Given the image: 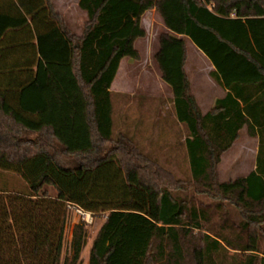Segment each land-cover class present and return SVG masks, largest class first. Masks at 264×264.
Returning a JSON list of instances; mask_svg holds the SVG:
<instances>
[{"label":"trees","instance_id":"1","mask_svg":"<svg viewBox=\"0 0 264 264\" xmlns=\"http://www.w3.org/2000/svg\"><path fill=\"white\" fill-rule=\"evenodd\" d=\"M78 5L87 18L76 36L52 0H0V264H60L66 200L107 212L88 264H264V0ZM150 9L168 27L154 54L188 129L191 182L199 194L232 199L243 222L227 217L216 227L211 206L177 192L186 185L170 186L130 138L115 135L111 85L126 56L141 57L135 44ZM190 39L227 88L206 113L185 69ZM244 127L258 138L256 166L218 181L222 155ZM86 227L74 226L62 264H80ZM230 249L237 254L227 262Z\"/></svg>","mask_w":264,"mask_h":264},{"label":"rangeland","instance_id":"2","mask_svg":"<svg viewBox=\"0 0 264 264\" xmlns=\"http://www.w3.org/2000/svg\"><path fill=\"white\" fill-rule=\"evenodd\" d=\"M54 5L60 9L62 14L66 13L69 16L70 25L75 28L77 35H80L85 27L86 12L79 7L78 0H56ZM147 36L139 43L142 57L139 59L126 57L125 62L120 65L119 73L112 86L115 91L113 94L115 135L123 134L128 139L130 138L138 150L150 158L151 168L159 170L160 176L170 186L178 188L177 182L186 185L185 189H179L177 192L187 194L195 204L211 206L212 221L216 227L227 217L230 221L243 222L244 215L241 208L234 202L232 203V199L227 200L219 196L211 198L195 191L194 184L191 182L192 172L185 145L188 129L175 117L172 88L163 80L155 60L154 51L157 38L152 34ZM189 45H191V53L195 45L192 41ZM193 61L191 59L188 65L190 71L197 68ZM197 61L204 70H208L210 63L208 59L202 56L200 59L197 58ZM119 91H123L124 94ZM257 151L258 138L251 136L244 127L240 137L223 155L218 164V181L234 179L254 169ZM6 179L5 175H0V188L5 185ZM48 189L51 193L56 191L52 186ZM104 220V215L100 214L93 225L86 227L89 236L82 250L80 264H88L92 240ZM77 223H79L78 220L68 214L60 264L71 252L70 241L73 228ZM262 228H264V223ZM239 231L238 226L234 227L231 235L237 238ZM261 236L260 245L264 247V233ZM233 253H236L235 250L230 249L227 262L232 260L231 254ZM235 257L236 255L233 258Z\"/></svg>","mask_w":264,"mask_h":264},{"label":"crops","instance_id":"3","mask_svg":"<svg viewBox=\"0 0 264 264\" xmlns=\"http://www.w3.org/2000/svg\"><path fill=\"white\" fill-rule=\"evenodd\" d=\"M52 2L55 4L56 0H52ZM54 6L57 9V11L59 12V14H61V16H62V18L64 20V23H65V25H67L69 31L73 35H77L75 28L72 25H70L71 22L69 20V16L66 15V13L62 14L60 9H58L56 7V5H54ZM85 17L87 18V13L85 14ZM141 22L143 23V26L147 30V35L152 34L153 36H156V38H157V45H156V49L154 51V53H155L158 50V48H159V40H160L159 35L163 31H168V27H166L165 22H163V19H162L160 13L158 11H156L155 9L147 10L143 14ZM147 35L145 37H142V38L138 39L136 44H135V46H136L137 50L139 51V54L141 55V57H142V53L140 52V49H139V43L142 40H145L148 37ZM191 41H192L191 39L188 40V53L189 54H188V59H187V62H186L185 69L187 70V73H188V76H189V80H190V86L192 87V91H193V93L195 95L196 102L198 103L201 111L203 113H206L215 104L216 99L221 98V97H223L225 95V93L227 91V88L223 87L222 85H220L215 80V78L212 76L211 73H212L213 70H215V69H212L214 67L212 62L195 45V43L193 41L192 42L194 43L195 48L192 49V52H191L192 54L190 53L191 45H189V42H191ZM76 46H77V44H76ZM26 55L29 56V54H27L26 50L23 49V57H24V59H25ZM202 56L205 57L206 59H208L209 62H210L208 64V70H204L203 67L201 66V64L197 61V58L200 59V58H202ZM126 57H128V56H126ZM191 59L194 60L193 64H194V66L197 67L196 70H191L190 71V69L188 68V65H189V62L191 61ZM125 60H126V58H124L121 61V64H122V62H125ZM30 68L31 69H30L29 73H26V71L23 72V75H24L25 79H27V77L29 75H31L32 77L35 76L34 74H35V70L37 68V59H36L35 63ZM115 79H114V81H115ZM114 81H113V83L111 85V89L113 90V94L115 92L114 88L112 87L114 85V83H115ZM193 84L195 85V87H194ZM119 92L121 94H124L123 91H119ZM44 96H45V99H46L47 94H45ZM228 150H229V148H228ZM228 150H226V152ZM226 152L224 154H226ZM223 155H222V157H223Z\"/></svg>","mask_w":264,"mask_h":264},{"label":"built area","instance_id":"4","mask_svg":"<svg viewBox=\"0 0 264 264\" xmlns=\"http://www.w3.org/2000/svg\"><path fill=\"white\" fill-rule=\"evenodd\" d=\"M64 203H65V209L68 212V214L75 217L78 220V222L82 224L84 223V225L87 227L93 225L97 221L98 216L100 214H103L104 218L107 215V212L97 213L71 200H66Z\"/></svg>","mask_w":264,"mask_h":264}]
</instances>
